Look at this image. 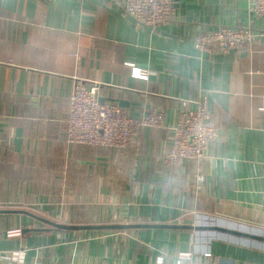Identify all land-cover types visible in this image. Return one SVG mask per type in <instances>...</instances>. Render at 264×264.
<instances>
[{"label":"crops","instance_id":"0c3cea01","mask_svg":"<svg viewBox=\"0 0 264 264\" xmlns=\"http://www.w3.org/2000/svg\"><path fill=\"white\" fill-rule=\"evenodd\" d=\"M124 5L0 0V211H16L0 213V264H264L256 241L205 229L264 230V17L250 0H176L173 21L151 30ZM220 27L259 39L196 50V34ZM76 82L99 83V98L131 118L160 110L164 126L140 129L126 149L69 143ZM180 100L204 103L219 136L199 162L170 167ZM19 250L21 263L1 258Z\"/></svg>","mask_w":264,"mask_h":264},{"label":"built area","instance_id":"2783aa9c","mask_svg":"<svg viewBox=\"0 0 264 264\" xmlns=\"http://www.w3.org/2000/svg\"><path fill=\"white\" fill-rule=\"evenodd\" d=\"M250 1L251 13L258 18L264 17V0ZM124 13L136 26L155 30L173 21L176 0H125ZM258 39L259 34L250 28L220 27L196 34L194 47L201 53L227 54ZM147 73L148 71L132 68L131 75L145 79ZM99 91L100 84L96 82L88 85L82 82L74 84L68 98L66 139L69 143L126 149L134 142L140 129L164 126V117L160 110H152L147 118L134 119L118 104L101 102ZM179 104L176 123L170 128L171 144L162 155V161L170 167H177L185 160L199 162L208 142L219 136L204 103H198L195 109L188 107L187 100H180ZM197 179L202 180V176L199 175ZM23 257L24 250H19L1 258L21 263ZM163 261V257L159 256L156 264H162Z\"/></svg>","mask_w":264,"mask_h":264},{"label":"water","instance_id":"95a60500","mask_svg":"<svg viewBox=\"0 0 264 264\" xmlns=\"http://www.w3.org/2000/svg\"><path fill=\"white\" fill-rule=\"evenodd\" d=\"M99 100L102 102L100 98ZM111 101L115 102V100H111ZM119 104L122 105L120 102ZM0 213H16V211H0ZM48 224L56 229H62V230H90V229L122 230V229L132 228L131 226H126V225H110V226L97 227V226H66V225H60V224H55L51 222H48ZM169 227L198 229V228H193L191 226H169ZM205 229H209L212 231H218V232H222L226 234H231L235 236H240L242 238L264 243V236L260 235L259 233L251 234V233L237 232L231 229H225V228L213 227V226L207 227Z\"/></svg>","mask_w":264,"mask_h":264},{"label":"rangeland","instance_id":"374dc122","mask_svg":"<svg viewBox=\"0 0 264 264\" xmlns=\"http://www.w3.org/2000/svg\"><path fill=\"white\" fill-rule=\"evenodd\" d=\"M195 162V161H194ZM261 229V228H260ZM259 229V234L260 235H262V236H264V230H260ZM15 232V234H19V231L18 230H16V231H14ZM257 242V241H256ZM258 243V246H264V243H262V242H257Z\"/></svg>","mask_w":264,"mask_h":264}]
</instances>
